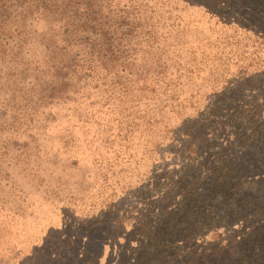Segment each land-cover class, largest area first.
<instances>
[{"label": "trees", "instance_id": "trees-1", "mask_svg": "<svg viewBox=\"0 0 264 264\" xmlns=\"http://www.w3.org/2000/svg\"><path fill=\"white\" fill-rule=\"evenodd\" d=\"M158 88L181 106L152 148L171 161L82 226L124 236L128 264H264V0H0V157L104 114L130 141Z\"/></svg>", "mask_w": 264, "mask_h": 264}, {"label": "rangeland", "instance_id": "rangeland-1", "mask_svg": "<svg viewBox=\"0 0 264 264\" xmlns=\"http://www.w3.org/2000/svg\"><path fill=\"white\" fill-rule=\"evenodd\" d=\"M192 13L189 19L196 23L199 16ZM255 56L239 50L228 75L236 71L237 59L248 62ZM177 103L161 88L148 93L134 119L139 126L134 140L122 142L117 137L115 142L104 136L109 119L104 114L92 118L91 126L61 122L47 127L40 132L43 150L36 162L28 156L29 151L34 155L33 146L29 151L11 146L0 157V264H128L120 252L124 236L106 228L88 230L82 224L112 205L115 210L137 203L133 192L140 182L152 169L171 161L170 152H161L181 110ZM151 123L153 130L148 129ZM156 141L162 149L152 150ZM73 240L81 249H74ZM86 252L91 256L85 258Z\"/></svg>", "mask_w": 264, "mask_h": 264}]
</instances>
